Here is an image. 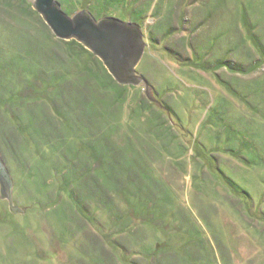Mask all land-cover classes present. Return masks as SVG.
Returning <instances> with one entry per match:
<instances>
[{"label":"rangeland","instance_id":"obj_1","mask_svg":"<svg viewBox=\"0 0 264 264\" xmlns=\"http://www.w3.org/2000/svg\"><path fill=\"white\" fill-rule=\"evenodd\" d=\"M58 2L139 25L143 79L117 94L91 50L62 45L34 6L0 3V146L24 208L0 197V264H148L145 245L155 264H264V0ZM39 97L28 127L60 149L35 176L55 182L50 198L27 183L37 143H15L16 159L8 135L28 130L17 101Z\"/></svg>","mask_w":264,"mask_h":264},{"label":"water","instance_id":"obj_2","mask_svg":"<svg viewBox=\"0 0 264 264\" xmlns=\"http://www.w3.org/2000/svg\"><path fill=\"white\" fill-rule=\"evenodd\" d=\"M31 2L58 38L76 39L82 43L104 62L118 82L138 84L143 79L136 73L146 45L139 25L117 18L97 19L89 10L69 15L58 0ZM12 186L0 146V197L9 201L12 212H24V208L13 204Z\"/></svg>","mask_w":264,"mask_h":264},{"label":"trees","instance_id":"obj_3","mask_svg":"<svg viewBox=\"0 0 264 264\" xmlns=\"http://www.w3.org/2000/svg\"><path fill=\"white\" fill-rule=\"evenodd\" d=\"M1 2L0 3H5L6 2V4H9V0H0ZM65 1H69V0H65ZM21 3H25V6L23 5V6H21ZM18 5H20V8H22L24 11H25V13H28L29 14V12H31V11H33L34 9H33V5H32V3L31 2H29L28 0H18ZM28 7V8H27ZM31 9V10H30ZM34 11H36V10H34ZM49 32H50V30H49V28L47 29ZM51 33V32H50ZM19 38L21 39V40H23L24 41V39L21 37V34H19ZM65 40V39H64ZM58 42V44L59 43H64V41L63 40H60V41H57ZM51 45H52V43H51ZM62 45H67V46H69V47H76V46H82L83 48H86L82 43H80L79 41H77L76 39H70L68 42H66V44L64 43V44H62ZM60 47H61V45H59V47L57 48V49H60ZM62 49V48H61ZM68 49V48H67ZM86 49H88V48H86ZM89 50V49H88ZM92 52V51H91ZM0 53H3V51H2V49H0ZM15 56H13L12 58H14ZM17 57V56H16ZM11 67V66H10ZM18 68V67H17ZM20 68V67H19ZM2 69V68H1ZM5 68L3 67V70H4ZM21 69H23V68H21ZM235 69V68H234ZM237 69V68H236ZM36 70V69H35ZM250 70H252L251 68H249V71ZM23 71H24V73L26 74H28V71L27 70H25V69H23ZM34 72H36V71H33V72H29V74H32V73H34ZM37 73V72H36ZM33 76V75H32ZM113 79H115V78H113ZM44 81H46V80H44ZM114 82H115V86H113L114 88H116V87H118V88H116L117 90H119L118 92H117V94H120L121 96H123V97H125L126 98V96H127V93H128V85L127 84H123V83H120V82H118L116 79L115 80H113ZM3 84H5V83H3ZM28 85V84H27ZM31 85V83L28 85V87ZM47 86V85H46ZM52 86V85H51ZM6 89H7V87H6ZM8 89H10V87H8ZM64 92L62 89L61 90H55V92H54V94H53V96L54 95H56V98L54 99V102H55V110H57V111H60V114H62L63 113V111L64 110H66V108H68V103H65L64 102V99H63V93L62 92ZM65 93V92H64ZM52 98V97H51ZM33 99H35L34 97H33ZM37 100H38V102L33 106L32 104H29V103H25V102H23L22 100L20 101V100H18L17 101V108H20L19 107V105H21V107H22V109L21 110H23V111H20V114L17 112V114H16V118L18 119V121L19 122H21V123H24L25 124V128L26 129H28V130H25V131H21L22 133H19V135L21 136V138H22V140L19 138V135L17 136V134L15 133V132H12L13 133V135H11V134H8L9 135V139H11V141H10V147H11V151L13 152V149H12V147L14 146V144L18 147V150H21V147H22V145L21 144H19V142H23V138L24 139H26V137L27 136H31L32 137V139H34V141L37 143V145H38V149H39V154H40V159H38V160H35L34 161V163H31L30 165H28L27 163H26V166H24V167H26V170H28V171H30L29 172V175H28V177L30 178L29 180H28V184H29V186L30 187H33L34 186V188L35 189H37V191H40L41 193H45L46 194V198H50V197H48V194L51 192V188L54 186V184H55V182L54 183H52V181H50V176H48L46 179H42V181H38L36 178H35V176H36V174L38 173V171H39V169L41 168H44V169H50V171L52 172V167H51V165H53V168L55 169V167H54V164L52 163V162H46V161H44V159L46 160V156L47 155H52V154H54V153H56L57 151H59L60 149H58V147H56L55 146V143H56V141H57V139L56 138H54L53 136H50V134H49V136L47 135V139L45 140V142H44V140H42L43 141V143H40V139H42V137H43V133H42V131H40V130H38L37 129V127H35L34 129H37V130H35V131H33V130H31L29 127H28V117H32L30 120H33V123L32 124H34V118H38V116L40 115V105L42 104V102H44V100H48L47 98H42V97H39V98H36ZM56 100V101H55ZM41 102V103H40ZM58 102V103H57ZM72 102V101H71ZM24 106H25V109H24ZM14 107H16V106H14ZM13 107V108H14ZM13 108H11V109H13ZM5 118H8V116L7 115H5ZM7 120V119H6ZM1 126L2 127H7L9 130V132H11L10 131V127H9V125H8V123L7 124H1ZM37 126V125H36ZM33 128V127H32ZM8 133V132H7ZM27 134V135H26ZM55 139V140H54ZM91 146H94V145H91ZM63 151V150H62ZM13 154H15V157H16V159H19V158H21V156H23V153H22V155H21V151H19V154H17V152L15 153V152H13ZM61 156H64V153L62 152L61 153ZM18 157V158H17ZM25 177V176H24ZM28 177H26V178H28ZM35 178V179H34ZM25 179V178H24ZM63 180V179H62ZM65 181V180H64ZM96 200V199H98L97 197H94V196H89V201L91 200ZM103 206V205H102ZM104 207V206H103ZM104 208H106V207H104ZM107 209V208H106ZM107 211H109L108 209H107ZM110 216H112L111 215V213L109 214ZM117 226H118V228L116 229V230H119L120 229V225H118L117 224ZM134 231V230H133ZM130 236H135V233L134 234H129V235H127L124 239H126V241H127V243H128V240H130V239H128ZM154 238H155V236H154ZM134 239V238H133ZM158 242V241H157ZM94 244L95 245H97L95 242H94ZM122 244V243H121ZM148 244V243H147ZM96 247V246H95ZM154 247H156V246H154V245H145V246H143V248L140 250V251H136V253H135V257H141V259L142 258H145V260H147V262H148V264L149 263H151V264H155V258H153V256L154 255H156L154 252L155 251H152V250H154L155 248ZM121 248H122V246H121ZM108 250L109 251H106V252H108L107 253V255H110L111 256V254H112V256L113 257H115V256H117V253L116 252H118V250H114V251H112V250H110L109 248H108ZM111 256V257H112ZM120 257H121V254H120ZM138 259H140V258H138ZM114 262V261H113ZM115 263V262H114ZM95 264H99V262H97V263H95ZM113 264V263H112ZM125 264H143L142 262H140V261H138L137 262V260H132L131 262H125Z\"/></svg>","mask_w":264,"mask_h":264}]
</instances>
